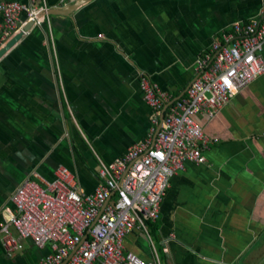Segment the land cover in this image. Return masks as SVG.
<instances>
[{
    "label": "crops",
    "instance_id": "obj_1",
    "mask_svg": "<svg viewBox=\"0 0 264 264\" xmlns=\"http://www.w3.org/2000/svg\"><path fill=\"white\" fill-rule=\"evenodd\" d=\"M0 1L47 7L40 25L22 15L27 34L0 47L10 45L0 57V224L28 177L51 182L64 166L91 193L100 160L146 139L139 73L182 97L223 31L264 16V0ZM195 120L209 139L205 163L171 179L149 238L135 229L123 249L144 262L155 249L162 264H264V74L214 118ZM46 253L26 240L8 258L0 235V264H36Z\"/></svg>",
    "mask_w": 264,
    "mask_h": 264
},
{
    "label": "built area",
    "instance_id": "obj_2",
    "mask_svg": "<svg viewBox=\"0 0 264 264\" xmlns=\"http://www.w3.org/2000/svg\"><path fill=\"white\" fill-rule=\"evenodd\" d=\"M72 1L76 0H60V4ZM43 13L47 14L45 6L0 1V47L16 33L27 34L22 15L40 25ZM263 49L264 16L234 23L197 60L192 83L175 100L151 77L139 73L143 97L151 109L146 139L112 163L100 160L98 184L91 193L81 190L64 166L55 170L51 182L40 183L38 175L25 179L12 197L13 210L0 224L7 257L22 252L24 242L30 240L35 247L47 249L36 264H162L155 249L153 261L144 262L124 251L123 240L135 229L149 238L148 224L158 220L171 179L184 172L188 163H205L203 149L209 139L196 116L214 118L262 76Z\"/></svg>",
    "mask_w": 264,
    "mask_h": 264
},
{
    "label": "water",
    "instance_id": "obj_3",
    "mask_svg": "<svg viewBox=\"0 0 264 264\" xmlns=\"http://www.w3.org/2000/svg\"><path fill=\"white\" fill-rule=\"evenodd\" d=\"M21 34L17 35L15 37V41H18L21 39ZM10 45H8L7 47L3 48L1 51H0V57L5 53V51L9 48ZM180 98V97H179ZM172 103V102H171ZM171 103H168L164 106L162 112H161V116H160V121L162 120L163 118V115H164V111L166 110V108L168 107V105H170ZM159 130V126L156 128V132Z\"/></svg>",
    "mask_w": 264,
    "mask_h": 264
},
{
    "label": "trees",
    "instance_id": "obj_4",
    "mask_svg": "<svg viewBox=\"0 0 264 264\" xmlns=\"http://www.w3.org/2000/svg\"><path fill=\"white\" fill-rule=\"evenodd\" d=\"M150 225H151V224L149 223V224H148V227H150Z\"/></svg>",
    "mask_w": 264,
    "mask_h": 264
}]
</instances>
